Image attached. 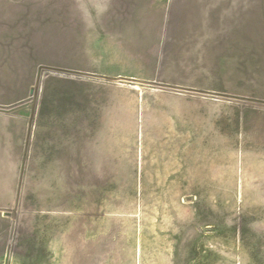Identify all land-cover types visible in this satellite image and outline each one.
Instances as JSON below:
<instances>
[{"label": "rangeland", "instance_id": "obj_1", "mask_svg": "<svg viewBox=\"0 0 264 264\" xmlns=\"http://www.w3.org/2000/svg\"><path fill=\"white\" fill-rule=\"evenodd\" d=\"M0 264H264V0H0Z\"/></svg>", "mask_w": 264, "mask_h": 264}, {"label": "water", "instance_id": "obj_2", "mask_svg": "<svg viewBox=\"0 0 264 264\" xmlns=\"http://www.w3.org/2000/svg\"><path fill=\"white\" fill-rule=\"evenodd\" d=\"M32 93H34V91H32Z\"/></svg>", "mask_w": 264, "mask_h": 264}]
</instances>
